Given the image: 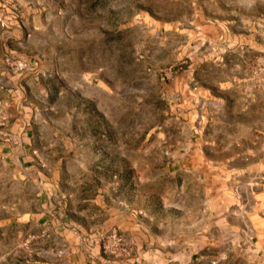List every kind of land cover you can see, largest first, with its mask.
I'll return each instance as SVG.
<instances>
[{
    "label": "rangeland",
    "instance_id": "obj_1",
    "mask_svg": "<svg viewBox=\"0 0 264 264\" xmlns=\"http://www.w3.org/2000/svg\"><path fill=\"white\" fill-rule=\"evenodd\" d=\"M26 124L0 264L57 261L16 219L39 192L84 209L87 264H264V0H0V144Z\"/></svg>",
    "mask_w": 264,
    "mask_h": 264
},
{
    "label": "crops",
    "instance_id": "obj_2",
    "mask_svg": "<svg viewBox=\"0 0 264 264\" xmlns=\"http://www.w3.org/2000/svg\"><path fill=\"white\" fill-rule=\"evenodd\" d=\"M11 138V142L0 144V157L8 158L9 161L12 160L18 166V170L14 173L23 177L19 181H33V177H30L31 171L41 174L42 169L38 168L41 171L39 172V170L31 168L33 165L25 166V163L33 162L32 158L35 157L39 149L34 145L32 125L26 124L19 133L12 135ZM44 183L47 184V182ZM41 193L32 196L33 202H30L22 214L16 216V219H22L29 230L30 237L58 241L56 249L48 247L51 250L50 254L58 259L48 264H87L93 258H102L96 243L88 245L83 242L84 231L87 227L76 216L79 214V216L82 215L80 218H85L86 215L83 216L84 209L81 207L77 210L70 209L66 205V198L62 199L63 196L49 199L51 193L45 192L44 194H47L45 199ZM13 217L15 216H11L10 219ZM215 250L212 248L209 253H214ZM216 252L220 253V248ZM262 253L264 254V248H262ZM189 260L187 258L185 264H192V261L188 263ZM207 264H214V262L209 259Z\"/></svg>",
    "mask_w": 264,
    "mask_h": 264
}]
</instances>
